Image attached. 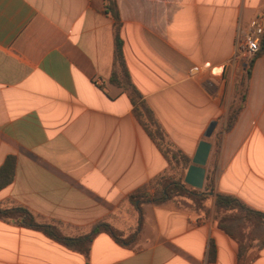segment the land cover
<instances>
[{
  "label": "crops",
  "instance_id": "crops-1",
  "mask_svg": "<svg viewBox=\"0 0 264 264\" xmlns=\"http://www.w3.org/2000/svg\"><path fill=\"white\" fill-rule=\"evenodd\" d=\"M255 18L264 24V0H0V167L14 160L0 207H22L67 237L97 223L134 233L129 195L168 171L133 113L139 102L190 161L210 143L199 190L214 178L200 207L144 202L132 243L100 232L87 256L0 219V264H264V230L246 224L229 236L214 206L221 193L264 213V49L248 59L235 50Z\"/></svg>",
  "mask_w": 264,
  "mask_h": 264
},
{
  "label": "trees",
  "instance_id": "trees-1",
  "mask_svg": "<svg viewBox=\"0 0 264 264\" xmlns=\"http://www.w3.org/2000/svg\"><path fill=\"white\" fill-rule=\"evenodd\" d=\"M110 15L116 19L117 15L111 6H108ZM262 50L258 52L253 58H256L261 54ZM115 61L124 73V77L128 82V77L125 71L122 60V44L121 41L115 37V49H114ZM253 58L249 61L247 66V72L245 80L239 83L238 90L241 95L242 101L247 88L246 78L249 75L250 68L252 66ZM114 82V81H113ZM239 109L231 112L228 115L224 131L227 132L232 127ZM133 113L144 128L149 138L156 145L163 157L168 163V171L155 176L148 185L143 186L135 190L128 197L129 202L134 206L138 217L137 226L134 233L122 237L121 234L113 229L107 223H97L91 230L81 236L67 237L64 236L59 229L51 224L39 223L36 218L26 209L22 207L3 208L0 207V219L13 221L14 223L35 230L41 231L48 238L55 240L56 242L64 245L68 249L77 251L85 256L88 255L90 249V243L93 237L104 232L110 235L117 243L123 245H129L135 239L136 233L140 229L141 224V204L144 202H151L155 205H161L168 200L175 197H185L193 201L196 207L201 206V202L208 196L209 193L214 192L213 172H209L206 176L205 186L203 191L195 188H189L184 183V172L190 165V158L185 156L179 150H173L167 144L165 135L161 130L152 110L144 102H139L133 109ZM14 160L13 157H8L3 165L0 167V189L9 185L13 179ZM151 189L152 194L149 195L147 190ZM214 206L218 218V227L232 236L230 224L231 222L242 219L247 222L254 223L255 225H264V213L252 210L241 203L237 198L225 195L221 193L214 194ZM237 212V213H233ZM244 251V246L239 248V254Z\"/></svg>",
  "mask_w": 264,
  "mask_h": 264
},
{
  "label": "water",
  "instance_id": "water-1",
  "mask_svg": "<svg viewBox=\"0 0 264 264\" xmlns=\"http://www.w3.org/2000/svg\"><path fill=\"white\" fill-rule=\"evenodd\" d=\"M216 126V122H211L205 131V138H209ZM211 145L203 140L199 142L195 151L191 164L188 166L185 175L184 183L195 189H202L205 176V164L210 152Z\"/></svg>",
  "mask_w": 264,
  "mask_h": 264
},
{
  "label": "built area",
  "instance_id": "built-area-1",
  "mask_svg": "<svg viewBox=\"0 0 264 264\" xmlns=\"http://www.w3.org/2000/svg\"><path fill=\"white\" fill-rule=\"evenodd\" d=\"M264 49V24L258 18L251 19L243 33L235 39L236 54L248 59Z\"/></svg>",
  "mask_w": 264,
  "mask_h": 264
},
{
  "label": "rangeland",
  "instance_id": "rangeland-1",
  "mask_svg": "<svg viewBox=\"0 0 264 264\" xmlns=\"http://www.w3.org/2000/svg\"><path fill=\"white\" fill-rule=\"evenodd\" d=\"M233 213H237V212H233ZM252 222V221H251ZM251 222H247L245 220H242V219H238V220H235L230 224V227H231V231L232 233L235 232V234H238L241 232V229H242V225H246L250 227V232L249 234L251 235H259V233H261L262 230H264L263 228H258L259 226H263L262 224L261 225H255L254 223H251ZM259 229V230H258ZM262 229V230H261Z\"/></svg>",
  "mask_w": 264,
  "mask_h": 264
}]
</instances>
